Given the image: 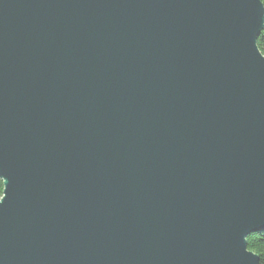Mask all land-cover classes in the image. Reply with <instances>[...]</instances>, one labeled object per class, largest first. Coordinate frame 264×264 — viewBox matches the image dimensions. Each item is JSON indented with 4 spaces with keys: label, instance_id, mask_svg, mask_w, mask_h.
I'll use <instances>...</instances> for the list:
<instances>
[{
    "label": "water",
    "instance_id": "obj_1",
    "mask_svg": "<svg viewBox=\"0 0 264 264\" xmlns=\"http://www.w3.org/2000/svg\"><path fill=\"white\" fill-rule=\"evenodd\" d=\"M260 0H0V264H259Z\"/></svg>",
    "mask_w": 264,
    "mask_h": 264
},
{
    "label": "trees",
    "instance_id": "obj_2",
    "mask_svg": "<svg viewBox=\"0 0 264 264\" xmlns=\"http://www.w3.org/2000/svg\"><path fill=\"white\" fill-rule=\"evenodd\" d=\"M264 7V0H260ZM256 47L264 57V28L256 39ZM3 192V182L0 180V198ZM247 250L255 254L259 259V264H264V230L249 235L246 238Z\"/></svg>",
    "mask_w": 264,
    "mask_h": 264
}]
</instances>
